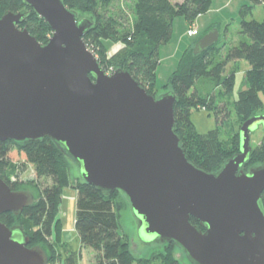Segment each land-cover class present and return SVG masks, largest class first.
<instances>
[{"label": "water", "instance_id": "obj_1", "mask_svg": "<svg viewBox=\"0 0 264 264\" xmlns=\"http://www.w3.org/2000/svg\"><path fill=\"white\" fill-rule=\"evenodd\" d=\"M22 1L52 35L41 44L19 29L25 10L0 17V142L49 139L83 183L124 196L147 244H174L189 264H264V164L245 169L264 115L245 120L239 152L205 172L187 160L174 132L173 92L154 97L127 70L106 75L82 40L92 21L77 20L62 0ZM218 37L209 30L192 53ZM33 202L0 178V215L19 216ZM28 242L19 226L0 222V264H47Z\"/></svg>", "mask_w": 264, "mask_h": 264}, {"label": "trees", "instance_id": "obj_2", "mask_svg": "<svg viewBox=\"0 0 264 264\" xmlns=\"http://www.w3.org/2000/svg\"><path fill=\"white\" fill-rule=\"evenodd\" d=\"M100 1L62 0L68 10L88 15V19L93 23L82 38L86 48L94 53L93 55L100 54L97 55V61L103 69L110 67L113 71L128 70L148 94L155 97L159 89L167 88L173 92L177 99L173 106L174 132L180 139L185 157L195 167L205 172H217L227 159L239 152V131L236 138L234 136L231 148L227 149L222 142H218L214 131L198 133L190 118L193 112L202 108L217 115L219 104L222 103V107L228 109L229 98H233V109L241 122L255 116L257 110L264 107V20L248 19L253 7L264 3V0H249L250 4L240 8L238 24L241 40L236 45L224 49L225 45H218L217 41L208 50L194 55L193 47L204 34L200 36L198 33L193 37H197L196 40L182 51L168 82L160 88L156 86L159 48L169 42L173 21L182 18L191 27L198 17L207 13L213 0H176L175 3L169 0H134L130 31L122 30L123 26H119L114 17L106 20L101 18ZM22 10L27 12V16L21 24L29 17L30 22L25 26L19 24L17 27L26 29L39 43L45 44L48 37L44 38L41 33L51 30L42 18L22 0H0V17L9 11L16 13ZM126 40L127 47L121 51L118 61L108 62L102 49L103 43ZM127 59H130V63L125 66L124 61ZM240 61L246 62V70L241 87L237 89L235 81L237 67L232 68L227 74L224 73L230 62ZM235 89L237 93L234 98ZM220 97L226 100L219 102ZM14 153L21 154L25 164L34 166L38 178H49L51 185L44 187L42 197L24 208L19 216L11 213L1 214L0 222L12 227L13 224H22V220L26 219L29 222L26 227L32 224L36 226L37 229L33 232L25 231L23 228L24 235L28 236L29 243L37 240L49 263L54 264L52 253L44 242L51 237L52 232H55L56 236L59 235L56 216L62 192L69 185L70 179L63 160L65 155L47 138L18 145L10 141L0 142V178L7 185L9 182L1 175L2 168L6 161L13 160ZM261 164H264V138L257 148L251 149L245 169ZM75 190L77 195L74 229L80 244L77 258L82 256V248H85L93 252L95 258L93 264H183L172 251H169L170 247L176 248L174 244H167L168 248L156 256L134 257L129 240L120 232L119 192L106 195L80 179ZM261 200L264 205V190ZM121 203L125 205L124 199ZM190 222L197 224L193 219H190ZM76 263L75 257L71 255L65 264Z\"/></svg>", "mask_w": 264, "mask_h": 264}, {"label": "rangeland", "instance_id": "obj_3", "mask_svg": "<svg viewBox=\"0 0 264 264\" xmlns=\"http://www.w3.org/2000/svg\"><path fill=\"white\" fill-rule=\"evenodd\" d=\"M171 3H175L176 0H169ZM99 12L101 13V18H104V20L109 19L110 17H114V19L117 21L119 26H123L122 30L130 31L132 27V19H133V9H134V0H101L99 2ZM77 14V18H88V15L80 14L78 12H75ZM209 11L204 14L203 16L207 15ZM213 16V15H212ZM217 18H222V16L219 14L214 15ZM30 18V17H29ZM27 19L24 23H20L22 26L29 24V20ZM250 19V16L248 17ZM221 21V20H220ZM227 22L229 23L228 26V34L229 38L233 39L239 35V24H238V18L237 14L233 16V18L228 17ZM172 35L169 40V42L166 45H163L159 48V65L156 69V79L157 84L160 87L162 84H165L168 82L169 77L173 73V71L176 68L177 62H178V55L176 56V59L169 58L168 55L175 53L177 49L180 47V43L182 42V48H180V51L184 48V46L189 41L188 39H192L187 37V35H184L183 33L187 30L189 27V24L184 21L182 18H176L173 21L172 24ZM201 31L205 30L206 28H200ZM202 32L200 34H202ZM52 35V31L47 32L43 31L41 33V36L50 37ZM240 36V35H239ZM44 37V38H45ZM188 38V39H187ZM127 40L121 41V42H113V41H106L103 43L102 49L105 52V58L108 60V62H114L118 61V58L121 54V51L127 47ZM222 43V35L220 37V41L218 42V45ZM189 44V42H188ZM187 44V45H188ZM94 54V53H93ZM96 54V53H95ZM179 54V53H178ZM97 55L100 56L99 53ZM94 55L95 59L97 60L98 56ZM128 61V62H127ZM98 62V61H97ZM121 62V58H120ZM245 64L246 62L243 61ZM242 62V65L244 64ZM126 64L125 66H128L130 63V59H127L124 61ZM102 68V67H101ZM103 72L106 75H111L113 71L112 68L103 69ZM128 71V70H127ZM225 73H229L227 68L225 69ZM136 73V72H135ZM167 89H159L158 92H156V96L161 95L165 92H168ZM219 90H217L218 92ZM219 93V92H218ZM237 90L235 89L233 97H236ZM219 102L225 101L226 98L222 99L221 97L218 98ZM233 98L228 99V109H224L222 106V103L219 104V112H217V115H214L212 112H207L204 108L199 109V111H195L191 115V121L193 122L195 129L198 133L204 134L208 133L210 130L214 131L218 137V142H222L224 144V147L227 149H230L234 136L236 138V134L239 131L240 126L243 122L239 120V118L236 116L235 111L233 109ZM256 115H264V107H260L257 110ZM250 146L251 149H255L258 147L262 139L264 138V125L262 123H259L257 127H255L254 131L251 133L250 136ZM214 145V142H213ZM215 146V145H214ZM219 147V145H218ZM14 158L11 161H6L3 164V171L1 175L3 178H5L9 184L8 187L12 191H27L28 193H31L34 202L38 200V198L42 197V191L44 187L51 185V180L47 177H40L38 178L35 173V168L31 164H25L22 160L21 154H13ZM66 167L68 168L69 172V185L65 187V189L62 192L61 195V202L59 205L58 213L56 216V220L59 223L58 230L59 235L56 236L55 232H52V235L50 238L46 239L45 245L50 249V253H52V258L54 264H65L67 262L68 257L73 255L75 257L76 264H93L95 261L94 254L91 250L82 248V258H77L78 251H79V239L77 236V233L74 229V221H75V202H76V195L77 192L75 190L76 184L79 180L75 165L71 162L69 158L64 156V159ZM124 199L125 205L121 203V201ZM121 201L120 202V211H119V225H120V232L122 234H125L127 239L130 243V250L135 258H148L152 256H156L159 253H162L165 251L168 247L167 244H156L151 243L147 244L149 238L142 235L139 236L136 230V222L135 219L130 211L129 205L127 201L125 200L124 196L121 195ZM33 202V203H34ZM118 202V204H119ZM28 220L24 219L22 220V224H19V226L24 231H34L36 230V226H34L32 223V226L26 227L28 224ZM15 226V224H13ZM32 232L29 233V235L32 234ZM24 233V232H23ZM26 236V235H25ZM28 238V236H26ZM56 237V238H55ZM30 238V237H29ZM37 241V240H36ZM30 241L27 244V248L32 247H39L41 244L36 242ZM166 246V247H165ZM41 248V247H40ZM175 250V251H174ZM175 255V257L183 264H187L188 260L185 257V255L178 249L170 247V250ZM51 262V261H50ZM47 264H50L49 261ZM189 264V263H188Z\"/></svg>", "mask_w": 264, "mask_h": 264}, {"label": "crops", "instance_id": "obj_4", "mask_svg": "<svg viewBox=\"0 0 264 264\" xmlns=\"http://www.w3.org/2000/svg\"><path fill=\"white\" fill-rule=\"evenodd\" d=\"M250 4L249 0H213L211 3V6L209 8V13L205 16H200L198 17L194 23H193V27L196 28L198 30L199 35L201 36L202 34H206V32H208L211 29H217L219 32V37H218V42L220 41V37L222 35V43L220 45H225L224 49H226L227 47L231 46V45H236L240 40H241V36H237L233 39L229 38V34H228V26L230 22H227L228 17L233 18V16H235V14H237V18H238V22H239V10L243 5H248ZM207 11V12H208ZM221 15L222 18H217L214 15ZM213 15V16H212ZM250 19L251 20H255V21H263L264 20V3L256 5L253 7L251 15H250ZM221 20V21H220ZM206 28L205 30H203V32L201 31L200 28ZM190 29V27L187 28V30ZM187 30L183 33L184 38L185 34L187 32ZM202 32V34H200ZM197 38V37H196ZM196 38H192V39H188L189 44L187 42V44L184 46V48L180 51V48H182L183 43H180V47L179 49H177L175 51V53L168 55L169 58L172 59H176V56L178 55L177 59L180 57L182 51L188 47L189 45H191V43L196 40ZM179 53V54H178ZM243 61L240 62H230L227 65V71L228 70H232V68L237 67L236 71H235V81H236V88H240L241 86V81L242 78H244L245 75V70H246V64L244 63L242 65ZM157 73V71H156ZM164 84H162L161 86H163ZM156 86L157 88H160L157 84V79H156Z\"/></svg>", "mask_w": 264, "mask_h": 264}, {"label": "built area", "instance_id": "obj_5", "mask_svg": "<svg viewBox=\"0 0 264 264\" xmlns=\"http://www.w3.org/2000/svg\"><path fill=\"white\" fill-rule=\"evenodd\" d=\"M186 35L189 38H193L198 35V30L194 28L193 26H191L190 29L187 30Z\"/></svg>", "mask_w": 264, "mask_h": 264}, {"label": "bare ground", "instance_id": "obj_6", "mask_svg": "<svg viewBox=\"0 0 264 264\" xmlns=\"http://www.w3.org/2000/svg\"><path fill=\"white\" fill-rule=\"evenodd\" d=\"M77 20H79V18H77Z\"/></svg>", "mask_w": 264, "mask_h": 264}]
</instances>
